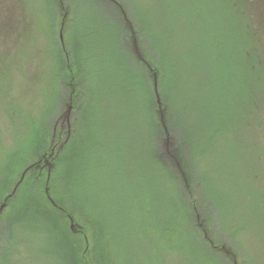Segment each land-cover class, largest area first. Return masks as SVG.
Masks as SVG:
<instances>
[{"label": "rangeland", "instance_id": "obj_1", "mask_svg": "<svg viewBox=\"0 0 264 264\" xmlns=\"http://www.w3.org/2000/svg\"><path fill=\"white\" fill-rule=\"evenodd\" d=\"M58 1L0 0V193L7 179L19 180L27 167L25 163L38 156L36 139L40 128L46 130L58 112L66 122L68 104L64 105L62 100L70 87L62 81L59 67L60 60L67 57L59 42L63 22L64 44L70 46L74 39L79 45L82 67L79 65L77 71L84 88L78 90L84 97L91 93L89 100L93 103L86 104V113L80 116L82 128L77 130L82 136L72 145L78 152L72 151L68 156L69 163L63 164L55 187L57 195H64L65 203L73 210L84 242L90 240L89 221L110 235L113 245L108 242L109 249L113 246L124 260V247L129 249L132 259L128 264H264L263 84L257 80L255 87L248 89L244 82L237 86L240 93L236 98L235 92L223 97L225 118L220 123L224 128L211 141L207 138L208 125H202L203 131L196 133L202 139L197 138L196 152L188 140L182 135L178 137L181 126L174 127L179 151L171 148L178 152L176 159L181 171L186 176L190 173L194 184L193 188L191 182L189 186L202 199L210 191L209 201L215 206L210 231L217 242L226 241L233 261L225 257L224 251L216 255L210 248L208 252L216 256L211 255L214 260L203 257L196 248L202 250V245L192 239L187 255L168 253L163 250V220L169 213L175 219H184V196L172 187L173 170L163 167V142L153 136L154 125L146 120L148 84L136 65L127 28L141 37L136 38L138 50L151 56L152 23L159 24L154 12H163L164 0H61L60 6ZM115 1L122 4L125 16ZM185 47L173 43L172 59L186 51ZM175 62L179 63L173 73L179 75L182 86L180 107L188 109L192 101L211 119L210 93L216 85H222V78L214 80L212 72L206 69L199 74L204 76L199 87L197 79H190V61L182 58ZM120 69L124 71L121 78L117 75ZM65 70L72 73L67 66ZM189 81L196 88L192 87L186 96L188 84L184 83ZM130 92L133 96L129 104L122 105ZM259 94L260 101L255 102ZM206 104L207 107L200 108ZM93 105L97 107L94 109ZM69 111L72 123L73 111ZM189 120L197 119L192 113ZM198 120L201 121L200 117ZM50 162V169L46 163L39 165L45 168L47 181L55 166L53 159ZM5 165H9L11 176L6 174ZM34 171H26L22 181ZM200 182L204 189L199 188ZM17 192L18 188L11 197ZM32 194L33 188L28 187L21 194L18 207L11 200L0 214L5 224L4 229L0 226V254H6L1 264H68L59 254L58 245L66 239L57 233H46L45 223L34 216H22ZM12 215L18 220L10 222ZM67 225L69 228L70 223ZM155 229L161 231L155 233ZM188 232L186 235L191 237ZM193 234L202 241V236L194 231ZM152 244L158 247L153 248Z\"/></svg>", "mask_w": 264, "mask_h": 264}, {"label": "trees", "instance_id": "obj_2", "mask_svg": "<svg viewBox=\"0 0 264 264\" xmlns=\"http://www.w3.org/2000/svg\"><path fill=\"white\" fill-rule=\"evenodd\" d=\"M58 3L60 6L61 0ZM62 9L63 7H60L61 12L64 11ZM154 16H156L155 18L159 24L152 23L151 41L153 54L151 56L148 54L144 56L142 49L140 50V54L147 64L136 56H134V59L136 65L144 72L147 80L148 91L145 102V117L146 120H151L154 125L153 136L163 141L162 152L166 157V163L163 162V167H167L171 171L173 170L171 185L176 191L183 193L182 196H184L182 204L184 219H175L172 213H169L163 220V230L155 229V233L159 232V230L163 232V250L168 253L185 252L187 255L192 240H195L196 243L202 245V250L198 246L196 247L198 248V252L202 253L203 257H209L214 260L212 256L215 255L208 252L209 248L216 255H222L225 252L224 249L230 250V248L226 244V241L217 242L210 231V221L212 213L215 210L214 204L209 201L210 191H206V198L202 199L201 194H198L192 189L194 182L190 173L186 176V174L184 175L178 169L179 163L176 164V155L178 152L176 150L179 151V143L177 140H174V127L175 125L181 126L177 130L178 137L180 138L182 135L185 140H188L192 151L196 152L198 146L197 138L202 140L196 133H199L200 130L203 131V126L208 125L206 132L207 138L210 140L215 135L217 136L224 128V125L220 122L225 118L222 112V103L225 99L223 97L225 95H228L229 92H235L233 98H236L237 93H240L237 86H243L244 82H247L245 88L253 89L255 87V81L258 80L261 85L263 84L264 88V0H164L163 12H154ZM161 16H163V19ZM121 17L124 24H127L126 19L123 16ZM127 28L129 29L128 26ZM128 37L130 40L132 39L130 29ZM137 38L140 40L141 37L138 35ZM175 42L181 47L186 45V51L181 52L173 60L170 47ZM70 43V46L64 44L63 50L66 52L67 57H63L60 60L59 67L62 71V81L66 82L70 87V92L65 94L62 103L64 105L70 104L72 107L71 136L68 139L69 141L65 142L64 147L61 148V152L54 159L55 166L51 169V176L48 181L46 179L47 173L45 168L38 167L30 175L25 176L22 183L18 186V192L15 197L9 198L7 203L12 200V203L15 204L14 207H18L21 194L28 187H32L33 194L30 196L32 202L29 201L27 203V207L22 216H34L37 220L45 223L46 233L50 235L57 233L61 238L66 239L64 243L61 242L58 245L59 254L62 255L68 264H128L130 263L129 260L132 259L129 249L127 248L126 250L124 247L127 257L124 260L123 256L121 257V253L117 249H114L113 246L111 250L109 249L108 242L113 245L110 235L103 229L98 230L89 221L90 228L88 229L90 231L88 237L90 240L88 242H84V238H82L79 229L76 233H73L67 225L69 223L67 215L70 214L73 216V210L65 203L66 198L64 195H57L55 187L57 175L63 168V164L67 165L69 163L68 156L70 157L72 151L78 152L77 148L72 145L82 136L77 130V128H82L79 122L83 117L80 116L86 113L87 108L85 105L87 104L89 106L90 103H93L89 100L91 93L89 96L87 93V96L84 97V94L78 90L79 87L84 88V83L79 78L77 71L79 65L82 67L79 59V45L74 39H71ZM182 58L190 61L189 68L191 71L188 69L190 79L192 81L197 79L200 83L199 87H201V79L204 78V76L201 78L200 75L206 69L208 72H212L214 80L216 77L222 78V82L220 81L222 85L220 87L216 85V89L212 91L213 94L212 92L210 93L212 100L208 103V109L211 111V119L203 115L205 111L198 109L192 101L188 109L186 106L180 107L178 98L182 95V92H180L182 89L181 80L179 75L173 73V70L179 63L175 61ZM147 65L152 70H148ZM65 66L71 69V74L65 70ZM153 72L157 74L158 93L164 110V120L169 130L167 136L161 125L157 110L156 97L153 91ZM192 72L194 75H192ZM123 73V69H120L117 75L121 78L124 77ZM205 78H207L206 75ZM192 81L184 83L185 85L188 84L186 96L190 94L189 90L192 87L196 88ZM262 93L264 94V89ZM82 95L83 99H80ZM125 96L126 101L122 105H128L129 99L133 94L130 92L128 96ZM259 97L260 94L256 95L255 102L258 99L260 101ZM92 107L95 109L97 106L93 105ZM204 107H207V104L200 105L201 109ZM188 110L190 113H188ZM192 113L194 118L197 119L194 122L189 120V115L192 116ZM198 117H200L201 121L198 120ZM44 118L42 117V123L44 122ZM61 122L62 113L58 112L46 130H43V127L40 128V136L36 139L38 142L36 155L38 156H35L34 161L32 160L33 162L30 160L25 164L28 165L40 159L42 160L43 154H48L51 149L56 150L59 144L64 142L67 131L65 127H61ZM195 122L196 126H194ZM89 123H91V116L89 117ZM166 139L168 140L167 142ZM211 141L206 140V143H210ZM171 147L176 148V150ZM7 166L9 165H5V167ZM6 174L8 176L12 174L11 169L8 170V167ZM15 182L14 178L7 179L5 187L0 193V202L3 200L5 194L10 192ZM190 182L192 188L189 186ZM177 184H179L181 190L177 187ZM202 185L200 182V189L205 188ZM45 188L48 189V193L52 196L55 205L51 204L47 199ZM60 191L63 194V191ZM140 213L141 205L138 215L136 214L138 219ZM197 215H199L198 219ZM16 220H18L17 217L12 215L10 222ZM47 223H51L52 227ZM0 224L1 228L4 229L5 224L2 219H0ZM124 225H127L126 222ZM199 225L205 230L209 240L203 237V232ZM124 228L126 230L127 226ZM188 230L191 232V237L185 233ZM193 231L199 237L202 236V241L197 240L194 234V236L192 235ZM152 247L157 248L158 246L152 244ZM227 256L228 260L232 259L225 252V257ZM5 258L6 254L1 253L0 264L2 261H5Z\"/></svg>", "mask_w": 264, "mask_h": 264}, {"label": "water", "instance_id": "obj_3", "mask_svg": "<svg viewBox=\"0 0 264 264\" xmlns=\"http://www.w3.org/2000/svg\"><path fill=\"white\" fill-rule=\"evenodd\" d=\"M62 26H63V25H61V28H60V31H59V37H60V41L63 43ZM153 78H154L153 89H154V93H155V96H156V101H157L158 108H159L160 120H161V122H162V125H163L164 129H166V128H165V124H164L163 109H162V106H161L160 97H159L158 92H157V82H156L157 78H156V74H155V73L153 74ZM69 110H70V106L68 105L67 114L64 115V119H66V124H67L68 128L70 127V119H69V114H68V112H70ZM65 141H66V140H65ZM62 147H63V144H60V145L58 146V150H57V151H59ZM52 151H53V150H52ZM51 155H52V153L49 154V157H51ZM45 163L48 164V168L50 169L51 166H52L51 162L48 161V159H46V160H45ZM31 167H32V166H27V167L25 168V170H23V172H22V174H21L19 180L16 182V184H15V186L13 187V189L11 190V192H10L9 194H7V196L4 197V200L0 203V210H2V209L5 207L7 199H8L9 197L12 196V194H13V193L15 192V190L17 189L18 185L21 183V181H22V179H23V177H24V174H25L26 171H28ZM45 192L47 193V198H48L49 201L53 204L54 201L52 200V198L50 197V195H48V189H47V188L45 189ZM69 220H70V227H71V229H74L75 223L73 222V218H72L71 216L69 217ZM205 236H206V233H205Z\"/></svg>", "mask_w": 264, "mask_h": 264}, {"label": "bare ground", "instance_id": "obj_4", "mask_svg": "<svg viewBox=\"0 0 264 264\" xmlns=\"http://www.w3.org/2000/svg\"><path fill=\"white\" fill-rule=\"evenodd\" d=\"M61 25H63V22L61 23ZM64 26V25H63Z\"/></svg>", "mask_w": 264, "mask_h": 264}, {"label": "snow or ice", "instance_id": "obj_5", "mask_svg": "<svg viewBox=\"0 0 264 264\" xmlns=\"http://www.w3.org/2000/svg\"><path fill=\"white\" fill-rule=\"evenodd\" d=\"M3 210V209H2ZM2 210H0V212H2Z\"/></svg>", "mask_w": 264, "mask_h": 264}, {"label": "flooded vegetation", "instance_id": "obj_6", "mask_svg": "<svg viewBox=\"0 0 264 264\" xmlns=\"http://www.w3.org/2000/svg\"><path fill=\"white\" fill-rule=\"evenodd\" d=\"M259 157V156H258Z\"/></svg>", "mask_w": 264, "mask_h": 264}]
</instances>
